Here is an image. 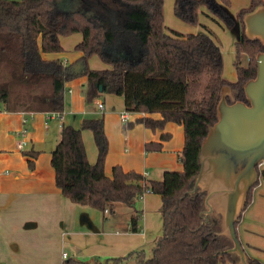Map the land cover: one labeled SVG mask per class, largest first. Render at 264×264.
Instances as JSON below:
<instances>
[{
  "label": "trees",
  "instance_id": "16d2710c",
  "mask_svg": "<svg viewBox=\"0 0 264 264\" xmlns=\"http://www.w3.org/2000/svg\"><path fill=\"white\" fill-rule=\"evenodd\" d=\"M258 5L264 6V0H249V6L233 19L224 9L228 0H220L219 5L215 0H173V14L181 22L196 25L198 10L206 6L227 26L240 24L234 46L236 81L228 82L222 77L220 48L209 35L165 32L163 0H0V107L4 110L62 112L64 84L85 77L86 103L101 92L121 96L124 111L160 116L141 117L133 123L153 131L170 122L183 129L182 171H165L160 180L147 177L142 184V174L124 172L117 165L110 177L102 176L97 185H91L78 134L92 132L101 167L108 153L103 120L85 119L79 130L62 127L50 160L62 196L74 204L112 212L115 205L131 208L133 200L145 192L156 194L161 200L162 228L149 254L137 249L104 262L67 259L62 264H237L238 257L225 252L232 244L220 234V217L212 212L204 221L207 191L201 187L191 191L200 169L202 140L217 121L222 89L228 88L235 101L247 103L242 87L256 76L255 58L264 46L244 36L242 17ZM74 33L81 34L74 47L82 54L78 59L63 64L42 57L63 52L60 37ZM92 57L105 67L90 68ZM133 123L123 124V129ZM28 166H33L31 161ZM137 214L134 210L130 216V232L139 230ZM247 264L264 263L247 257Z\"/></svg>",
  "mask_w": 264,
  "mask_h": 264
},
{
  "label": "crops",
  "instance_id": "0c3cea01",
  "mask_svg": "<svg viewBox=\"0 0 264 264\" xmlns=\"http://www.w3.org/2000/svg\"><path fill=\"white\" fill-rule=\"evenodd\" d=\"M80 40L79 33L61 36L63 52L42 54V57L70 64L82 55L74 50ZM104 67L98 63L91 66L92 69ZM85 83L86 78L81 77L64 84L60 120L46 119L47 112L6 111L2 105L0 107V264H62L68 256L64 258L65 253L59 256L57 249L65 242L86 250L87 255L114 247L119 249L112 253L114 255L132 249L144 250V247L150 252L161 235L159 195L147 193L141 199H134L132 207H126L130 212L123 229L114 226L112 232L106 233L100 224L97 225L91 211L70 202L55 186L50 160L62 127L79 130L85 119L95 117L102 118L108 140V153L101 167L97 166L92 132L82 130L78 134L91 185H97L102 176L110 177L112 168L117 165L124 172H147L151 180H160L165 171H182L179 155L184 135L180 125L170 122L162 130L153 131L133 122L141 117L158 119V114L133 113L129 121L132 126L124 130L119 121V113L124 111L123 98L101 92L88 104L83 95ZM98 102L103 104L102 111L97 109ZM21 131L26 132L24 138L20 136ZM163 135L169 138L162 139ZM22 139L26 143L19 149L18 143ZM28 161L33 164L31 168ZM263 176L261 174L254 186L251 201L236 226V235L244 252L253 259H258L256 250L264 252V191L260 190L264 186ZM261 178L263 181L260 182ZM117 206L112 212H102V218L108 220L109 215L116 216ZM134 210L138 213L139 229L135 233L130 232L129 223ZM78 228L82 231L77 232Z\"/></svg>",
  "mask_w": 264,
  "mask_h": 264
},
{
  "label": "water",
  "instance_id": "95a60500",
  "mask_svg": "<svg viewBox=\"0 0 264 264\" xmlns=\"http://www.w3.org/2000/svg\"><path fill=\"white\" fill-rule=\"evenodd\" d=\"M242 23L244 36L264 46V6L245 13ZM255 60L256 76L242 87L247 103L235 101L226 87L221 91L217 121L202 140L200 169L191 191L197 187L207 191L204 221L212 212L220 217V234H226L232 244L225 252L235 254L237 264H247V256L237 238L235 223L264 164V52L258 53Z\"/></svg>",
  "mask_w": 264,
  "mask_h": 264
},
{
  "label": "rangeland",
  "instance_id": "374dc122",
  "mask_svg": "<svg viewBox=\"0 0 264 264\" xmlns=\"http://www.w3.org/2000/svg\"><path fill=\"white\" fill-rule=\"evenodd\" d=\"M215 1L218 5L220 4V0H215ZM228 1H229V6L225 7L224 9L227 12V14L233 19H235V15L239 10L247 8L249 6V0H228ZM163 17H164V26L166 28L165 32L171 36H174L171 30L176 31L182 36L188 33L193 35L195 34L209 35L213 39V41L217 44V46L220 48L221 51L222 61H223L222 77L228 82L236 81L235 67H234V63H235L234 46L237 40L239 39V31L241 28L240 24L235 23L233 27L227 26L226 23L224 22V19L221 16L214 13L206 6H201L200 9L198 10V22L196 25H191L181 22L173 14V0H163ZM93 63L94 64L98 63L100 65H103L101 64L102 62L98 60L97 57L91 58L89 60L88 66L90 65L89 67L91 68ZM243 64L244 65L246 64V59L243 61ZM259 171L261 172V174H264V166H261L259 168ZM262 179L263 178L260 179V182L264 180ZM260 190L264 191V186ZM79 206L88 209V211H91L97 225L100 224V226H102V230L106 233L112 232L114 226L115 228L123 229L125 222L127 220L126 218L130 212V210L126 208V206L118 205L115 211L116 216L109 215L108 220H105L102 218V212L100 210L91 208L89 206H81V205ZM104 216L106 217V215ZM76 231L80 232L82 230L78 228L76 229ZM225 236L227 235L225 234ZM147 248L148 247H144V251L149 254V252H147ZM133 250H137V249L129 250L122 255H114L112 254L113 252L115 253L119 251L117 247H114L113 249L101 251L99 254L87 255L86 250L75 247L71 242L70 243L65 242L63 247L57 249V254L60 256L61 253H65V255L68 256V259H74L80 262L91 263L95 259L100 262H104L106 259L109 258L124 257ZM255 257L260 259V261L264 263V252L262 250H256ZM65 260L67 259H64V261ZM121 264H134V263L131 261H126Z\"/></svg>",
  "mask_w": 264,
  "mask_h": 264
},
{
  "label": "built area",
  "instance_id": "2783aa9c",
  "mask_svg": "<svg viewBox=\"0 0 264 264\" xmlns=\"http://www.w3.org/2000/svg\"><path fill=\"white\" fill-rule=\"evenodd\" d=\"M63 64H65L66 62H62ZM96 106H97V109L99 111H102L104 109L103 107V104L101 102H98L96 103ZM62 115H63V111L62 112H47L46 113V119H57V120H60L62 118ZM132 116V113H129V112H126V111H122L119 113V120L120 122L123 124H127L129 123L130 121V118ZM25 122V120H24ZM26 135V132L25 131H21L20 132V136H24ZM25 141H23V139L18 143V148L19 149H22L25 145ZM148 177V173L147 172H144L142 173V184H144V179H146ZM148 192H145L144 194L138 196L137 198L141 199L145 194H147ZM104 212H107V210H105ZM63 257L65 258L66 255L63 254Z\"/></svg>",
  "mask_w": 264,
  "mask_h": 264
}]
</instances>
